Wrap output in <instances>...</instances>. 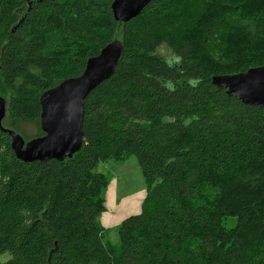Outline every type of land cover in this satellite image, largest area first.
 Masks as SVG:
<instances>
[{
  "label": "trees",
  "instance_id": "obj_1",
  "mask_svg": "<svg viewBox=\"0 0 264 264\" xmlns=\"http://www.w3.org/2000/svg\"><path fill=\"white\" fill-rule=\"evenodd\" d=\"M110 1L0 0L2 124L27 139L43 91L123 46L71 158L23 162L0 131V264H264V107L210 81L264 64V0H151L122 23ZM131 155L146 196L112 244L97 168Z\"/></svg>",
  "mask_w": 264,
  "mask_h": 264
},
{
  "label": "water",
  "instance_id": "obj_2",
  "mask_svg": "<svg viewBox=\"0 0 264 264\" xmlns=\"http://www.w3.org/2000/svg\"><path fill=\"white\" fill-rule=\"evenodd\" d=\"M150 1L111 0V14L117 22H126L137 16ZM122 52L121 41L114 38L96 55L87 58L79 75L63 79L40 94L38 123L42 134L39 136L25 140L14 129L3 126L7 106L5 97L0 95V131L10 137L15 157L23 162L62 161L78 152L83 142L84 99L113 74ZM210 81L244 104L264 107V64L233 74L212 75Z\"/></svg>",
  "mask_w": 264,
  "mask_h": 264
},
{
  "label": "rangeland",
  "instance_id": "obj_3",
  "mask_svg": "<svg viewBox=\"0 0 264 264\" xmlns=\"http://www.w3.org/2000/svg\"><path fill=\"white\" fill-rule=\"evenodd\" d=\"M164 51L161 50V53ZM23 125V126H22ZM20 125V133L24 138L28 133V124ZM108 177V182L102 190L104 206L99 215V222L105 228L103 239L112 244H117V226L123 219L140 212L146 196V183L137 158L129 156L123 161L108 160L97 168ZM234 219H228L226 225L232 226ZM10 255L5 252L0 254V262L8 260Z\"/></svg>",
  "mask_w": 264,
  "mask_h": 264
}]
</instances>
